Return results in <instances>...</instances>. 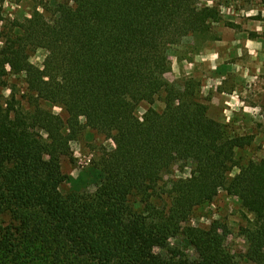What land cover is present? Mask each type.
I'll list each match as a JSON object with an SVG mask.
<instances>
[{"label":"trees","instance_id":"obj_1","mask_svg":"<svg viewBox=\"0 0 264 264\" xmlns=\"http://www.w3.org/2000/svg\"><path fill=\"white\" fill-rule=\"evenodd\" d=\"M55 8V18L37 9L0 30V86L23 74L30 95L29 107L15 94L0 101V221L10 218L0 223V264H239L220 220L185 225L222 190L253 215L247 257L264 264V158L243 162L252 138L210 116L200 80L180 88L165 78L169 50L185 37L219 39L220 8L199 0H56ZM39 49L42 66L31 62ZM142 102L150 106L139 116ZM85 127L115 148L87 170L94 191H81L82 172L66 193L61 157ZM187 161L191 175L160 201L163 175ZM180 234L195 258L171 247Z\"/></svg>","mask_w":264,"mask_h":264},{"label":"rangeland","instance_id":"obj_2","mask_svg":"<svg viewBox=\"0 0 264 264\" xmlns=\"http://www.w3.org/2000/svg\"><path fill=\"white\" fill-rule=\"evenodd\" d=\"M59 1V0H58ZM201 6L217 5L223 15V22L214 25V33L212 36L221 38V28L226 23L237 25L234 19L242 22L241 26H245L247 36L257 39L261 42L257 49L252 48L251 53L246 52L244 56L246 63V71L244 77L239 79L219 78L222 72L207 67V60L218 58L217 40L209 38L196 39L193 36H187L183 41L169 50V59L171 71L165 75L166 80L174 83L178 87H182L184 82L189 78H196L201 81L203 86L207 85L205 92L202 93L203 99L206 101L212 95L217 96L218 92L225 91L229 94L234 83L238 85L237 93L243 96L245 104L237 111L229 114V118L221 120L228 125L232 134L247 135L252 138L250 146L242 151L243 162L249 159L259 160L264 158V0H199ZM2 6L3 20L0 22V30L4 35L12 30L14 22L23 23L35 10L44 12L48 18L56 17V0H0ZM253 34H257L254 37ZM263 42V43H262ZM2 42L0 46H2ZM220 49L222 47L220 45ZM244 53V52H243ZM242 53V54H243ZM46 50L39 49L31 56V62L37 66H42L46 57ZM221 55H223L221 53ZM192 62V63H191ZM216 64V61H213ZM231 69L225 67V71ZM6 85L0 86V101L8 102L12 95H16L23 106L29 107V93L27 92V84L23 74L9 73L4 78ZM230 80V81H229ZM217 89V90H216ZM19 105V104H18ZM150 106L147 102H142L138 106L139 116H143L147 108ZM156 109L163 110L165 107L162 97H158L153 105ZM56 113H60L64 118L66 114L62 108L46 105ZM239 110V111H238ZM82 122L86 120L82 118ZM71 149L68 155L61 157L62 170L67 176V181L63 184L62 190L70 192L74 188V182L78 176L84 172L83 182L79 183L82 192L87 190L94 191L96 186L89 188L85 186L87 181V170L91 166L98 164L105 152L115 148L114 141L105 133L85 127L78 139L71 141ZM194 164L192 161L178 162L163 175L160 183L159 194L162 199L168 200V194L164 190L171 188L173 181L177 178H187L191 175ZM239 172L238 168L233 170L232 175ZM83 174V173H82ZM136 206H141L137 198H133ZM167 202V203H168ZM214 220H220L226 234L225 244L228 250L234 254L239 264H257L247 257L249 249V241L246 237V229L251 226L253 215L247 213L241 206L238 197L228 194L222 190L213 202L206 203L198 207L187 225L200 227H208ZM10 218L4 216L0 221L4 226L9 224ZM171 247L179 248L185 251L190 257L195 258L196 253L192 246L187 242L185 236L180 234L171 240ZM165 252V251H163Z\"/></svg>","mask_w":264,"mask_h":264},{"label":"crops","instance_id":"obj_3","mask_svg":"<svg viewBox=\"0 0 264 264\" xmlns=\"http://www.w3.org/2000/svg\"><path fill=\"white\" fill-rule=\"evenodd\" d=\"M234 22L237 25L234 26H225L221 28V38L217 41L215 45H217V51L214 54L220 55L218 58H211L209 61L207 60V67L210 69H217L221 73L218 77L225 79L226 77L231 79H239L240 77H244L246 71V63L244 56L247 55L246 52L249 51L251 53L252 48H259L261 42L257 39H252L247 36L245 31V26H241L242 22L239 21L238 18L234 19ZM263 43V42H262ZM220 45L222 50L220 49ZM264 49V48H263ZM244 52V53H243ZM221 53L223 55H221ZM243 53V54H242ZM213 61H216V64H213ZM192 63V62H191ZM230 67L225 71V67ZM230 81V80H229ZM235 82L233 85V89L228 93L225 91L217 94V96L212 95L206 101L209 105V114L212 118L221 121L229 118V114L233 111H237V109L241 108L245 104V99L243 96H240L237 93L238 85ZM207 85L203 86L204 93ZM237 87V88H236ZM217 90V89H216ZM239 111V110H238Z\"/></svg>","mask_w":264,"mask_h":264}]
</instances>
